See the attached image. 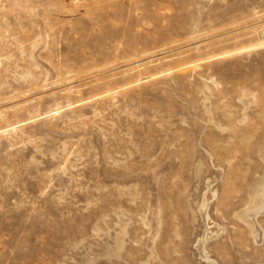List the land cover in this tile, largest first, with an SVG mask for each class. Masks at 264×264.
<instances>
[{
  "label": "rangeland",
  "instance_id": "rangeland-1",
  "mask_svg": "<svg viewBox=\"0 0 264 264\" xmlns=\"http://www.w3.org/2000/svg\"><path fill=\"white\" fill-rule=\"evenodd\" d=\"M263 42L264 0H0V264H264Z\"/></svg>",
  "mask_w": 264,
  "mask_h": 264
},
{
  "label": "bare ground",
  "instance_id": "bare-ground-1",
  "mask_svg": "<svg viewBox=\"0 0 264 264\" xmlns=\"http://www.w3.org/2000/svg\"><path fill=\"white\" fill-rule=\"evenodd\" d=\"M261 214H264V175L253 189L248 206L238 214L247 223L256 240L261 239L264 232L258 221V216Z\"/></svg>",
  "mask_w": 264,
  "mask_h": 264
}]
</instances>
